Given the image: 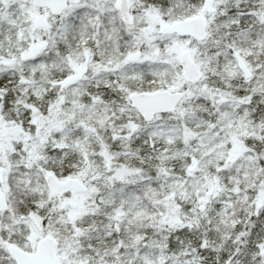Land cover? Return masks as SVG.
Instances as JSON below:
<instances>
[{
  "label": "snow or ice",
  "instance_id": "1",
  "mask_svg": "<svg viewBox=\"0 0 264 264\" xmlns=\"http://www.w3.org/2000/svg\"><path fill=\"white\" fill-rule=\"evenodd\" d=\"M0 264H264V0H0Z\"/></svg>",
  "mask_w": 264,
  "mask_h": 264
}]
</instances>
